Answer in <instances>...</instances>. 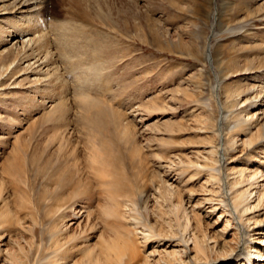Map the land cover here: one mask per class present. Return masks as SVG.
Returning a JSON list of instances; mask_svg holds the SVG:
<instances>
[{
    "label": "rangeland",
    "instance_id": "obj_1",
    "mask_svg": "<svg viewBox=\"0 0 264 264\" xmlns=\"http://www.w3.org/2000/svg\"><path fill=\"white\" fill-rule=\"evenodd\" d=\"M42 2L0 3L3 27L44 20L63 81L49 98L0 40V264H195L194 229L246 263L264 197L238 198L262 221L242 236L223 177L264 190V0Z\"/></svg>",
    "mask_w": 264,
    "mask_h": 264
},
{
    "label": "bare ground",
    "instance_id": "obj_2",
    "mask_svg": "<svg viewBox=\"0 0 264 264\" xmlns=\"http://www.w3.org/2000/svg\"><path fill=\"white\" fill-rule=\"evenodd\" d=\"M0 3H4V5H10L12 9L21 6L23 8L25 3H30L32 4V7L35 9H41L42 7V0H0ZM42 11V10H41ZM9 12V11H8ZM22 15L24 12L19 11ZM6 11L4 13H0V14H5ZM10 19V18H9ZM215 19V18H214ZM25 22H21V23H17L18 21L14 19V21L10 20L7 24L6 27L1 26L0 27V40L4 43L6 42H11L12 39L10 38V36L14 35H18L19 39L18 43H21L22 45V56L24 55V57H31V59L33 60L32 65L37 64L36 67H39L40 65L44 64V63H48L49 60V52L48 49L45 50V45L49 44L47 43V34H46V29L44 26L43 21L41 20V18H36V19H28L26 21V19H24ZM3 21V20H2ZM54 26V25H53ZM52 26V28H53ZM54 26L53 29H55ZM59 28V27H57ZM57 30V29H56ZM213 31V30H212ZM214 32V31H213ZM11 39V40H10ZM16 41L10 43L11 47H13L15 45ZM48 46V45H46ZM43 48V50H41V48ZM10 52V51H9ZM19 53V54H20ZM51 55V54H50ZM21 56V57H22ZM23 59V58H22ZM207 59L211 62L212 60V55H211V46H210V42L208 43L207 46ZM15 62V60L13 62H11L10 65H12ZM31 62V61H30ZM31 63L28 62V67L27 69H31V66H29ZM45 66L39 68L38 70H36V72L42 73L43 69V79L46 82L45 84H43L45 87H50L51 89H47V92L45 93L46 95L48 94V97L50 98H54V97H61L62 92H61V88L63 86V81L60 75H58V73L56 72V69L52 68L49 69L48 64H44ZM213 65V63L211 64ZM45 68V69H44ZM9 69V67L7 68V70ZM34 69V68H33ZM215 72V71H214ZM79 75V74H78ZM83 76V75H82ZM79 77V76H78ZM77 77V78H78ZM37 79L39 77H36ZM34 78V79H36ZM215 78L217 80V75H215ZM82 79V78H81ZM40 80V79H38ZM217 89V87L215 88ZM40 92V91H39ZM220 105V104H219ZM220 107V112L222 114V106ZM220 118V122H221ZM218 131L220 133V139H219V143L223 146L224 145V140H223V135L222 132L220 131V125L218 127ZM257 171H251V170H247L245 171V175L240 178V179H236L233 178L231 179V186L229 189H227V179L226 177H223V189H224V194L227 196V206L230 211V214L232 215V217H234V219L236 220V226L237 229L239 231V233L244 236L245 233V229H249V228H258L262 221H260L258 218L254 217V216H245V218H243V214L245 213L246 210H244L243 212H240V209H243V207H245V205L243 206V204H241V206H243L242 208L239 207L238 203V198L242 200V194L244 193H248V194H253L254 195V201H256V205L263 199L264 197V190L260 191L259 189H255L256 187H252L253 186V182L255 177H257ZM249 182V186H246L247 188L241 190L239 192L240 189H242L240 187V183L241 182ZM226 184V185H225ZM250 187H252V189H250ZM236 188V189H235ZM264 189V187H262ZM228 191H230L232 193V191L235 193L233 195V198H228ZM252 195V196H253ZM253 208H255V205H252ZM247 227V228H246ZM264 233H260V235H262ZM260 241L258 242V244H260V248H253L252 246H247L248 251L246 252V258L247 261L245 262H241L238 259L242 258V253L241 251H238L237 248L233 249L232 246H228V244H224L223 246H219L217 243V239L216 236H213V234H203V235H198L196 233V230L194 229V231L192 232L191 235V241L193 244V248L195 249V253H194V261L195 264H221L222 262L226 263V264H231L233 260H238V264H248L247 262H251V264H264V238L260 237L258 238ZM58 243V242H56ZM56 245H60V244H56ZM55 245V246H56ZM262 246V247H261ZM218 250V251H217ZM214 252L216 255H219L221 252L224 253L223 256L218 257V259L213 260V262L208 261V258L206 256L207 252ZM181 254H184V251H180ZM204 259H202L203 257ZM202 259V260H201ZM52 264H67V261H61V260H56L55 256H53V258L49 261ZM178 264H187L185 260L183 259H179ZM69 264V263H68ZM75 264V263H73ZM171 264H174L173 261L171 262Z\"/></svg>",
    "mask_w": 264,
    "mask_h": 264
}]
</instances>
